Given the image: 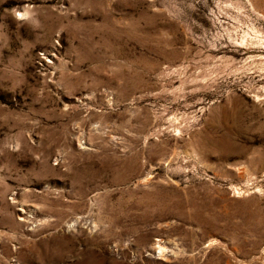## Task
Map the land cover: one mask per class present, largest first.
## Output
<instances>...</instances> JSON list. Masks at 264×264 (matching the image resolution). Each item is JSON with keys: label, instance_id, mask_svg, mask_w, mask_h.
I'll return each instance as SVG.
<instances>
[{"label": "rangeland", "instance_id": "obj_1", "mask_svg": "<svg viewBox=\"0 0 264 264\" xmlns=\"http://www.w3.org/2000/svg\"><path fill=\"white\" fill-rule=\"evenodd\" d=\"M0 264H264V0H0Z\"/></svg>", "mask_w": 264, "mask_h": 264}]
</instances>
